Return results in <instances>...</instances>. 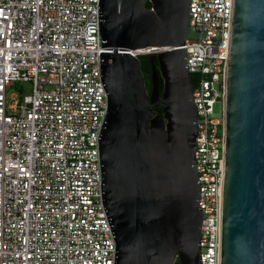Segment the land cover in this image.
Instances as JSON below:
<instances>
[{"label":"built area","instance_id":"obj_1","mask_svg":"<svg viewBox=\"0 0 264 264\" xmlns=\"http://www.w3.org/2000/svg\"><path fill=\"white\" fill-rule=\"evenodd\" d=\"M99 0H0V264H113L101 197ZM233 0H191L201 264H219L225 73ZM192 32L194 39H187ZM168 49L128 51L134 58ZM29 83L9 104L7 90ZM220 104L221 117L214 114Z\"/></svg>","mask_w":264,"mask_h":264},{"label":"water","instance_id":"obj_2","mask_svg":"<svg viewBox=\"0 0 264 264\" xmlns=\"http://www.w3.org/2000/svg\"><path fill=\"white\" fill-rule=\"evenodd\" d=\"M190 3L98 2L107 95L100 185L113 264H201L196 106L184 49ZM147 48L168 49L148 56L149 94L140 59L127 54ZM223 114L219 264H264V0H233Z\"/></svg>","mask_w":264,"mask_h":264},{"label":"rangeland","instance_id":"obj_3","mask_svg":"<svg viewBox=\"0 0 264 264\" xmlns=\"http://www.w3.org/2000/svg\"><path fill=\"white\" fill-rule=\"evenodd\" d=\"M196 35L192 32L187 34V39H194ZM31 85L29 83H17L7 90V99L9 104H13L18 98H22L24 95L30 94ZM214 114L217 117H221V107L220 104L214 105Z\"/></svg>","mask_w":264,"mask_h":264},{"label":"trees","instance_id":"obj_4","mask_svg":"<svg viewBox=\"0 0 264 264\" xmlns=\"http://www.w3.org/2000/svg\"><path fill=\"white\" fill-rule=\"evenodd\" d=\"M150 6H151L150 3H147L146 7L150 8ZM139 59H140V63H142V61L145 62V67L140 64V70H141V72L143 74L145 89L147 91V94H149V92L151 90V82H150L151 68L149 66L148 56H141V57H139ZM156 66H157V64H156ZM192 83H193V86H194L195 83H196V75H192ZM159 91L162 94L163 81H162L161 78H159ZM161 110H162L161 108L153 109L154 112H158V111H161ZM175 264H179V263L176 262Z\"/></svg>","mask_w":264,"mask_h":264},{"label":"flooded vegetation","instance_id":"obj_5","mask_svg":"<svg viewBox=\"0 0 264 264\" xmlns=\"http://www.w3.org/2000/svg\"><path fill=\"white\" fill-rule=\"evenodd\" d=\"M142 66H144L145 67V62L144 61H142V63H140ZM150 66V65H149Z\"/></svg>","mask_w":264,"mask_h":264}]
</instances>
